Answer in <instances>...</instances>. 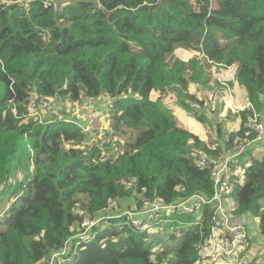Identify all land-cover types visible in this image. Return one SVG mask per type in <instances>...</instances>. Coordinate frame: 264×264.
I'll return each instance as SVG.
<instances>
[{
    "label": "trees",
    "instance_id": "obj_1",
    "mask_svg": "<svg viewBox=\"0 0 264 264\" xmlns=\"http://www.w3.org/2000/svg\"><path fill=\"white\" fill-rule=\"evenodd\" d=\"M44 2L25 7L0 0V200L9 194L0 205V264H39L69 239L63 264H199L201 232L210 234L214 212L209 204L198 223L196 213L180 209L148 212L138 216L144 229L115 208L132 195L165 204L193 193L210 198L215 185L199 153L219 157L255 139L246 123L254 112L264 122V0ZM179 46L201 52L207 62L237 67L252 106L239 112L237 130L223 133L218 123L217 142L206 143L162 98L151 97L152 91H187L190 101L179 98L180 106L206 125L215 122L195 110L192 102H204L188 91L208 81L204 67L197 58L173 59ZM34 95L78 102L110 96L111 134L133 132L102 160L104 148L83 147L90 135L76 122L26 118ZM256 146L231 162L233 171L244 170L233 176V214L257 218L264 235V155L255 157ZM28 160L32 175L9 184ZM18 185L22 190L14 194ZM80 210L109 216L77 236L83 232L76 227L84 222Z\"/></svg>",
    "mask_w": 264,
    "mask_h": 264
},
{
    "label": "rangeland",
    "instance_id": "obj_2",
    "mask_svg": "<svg viewBox=\"0 0 264 264\" xmlns=\"http://www.w3.org/2000/svg\"><path fill=\"white\" fill-rule=\"evenodd\" d=\"M180 59L184 61H188L192 58H197L200 62V64L204 67L205 75L209 78L206 83H199V84H190V89L188 90L191 94H194L197 96L198 100H202L204 102V105L201 106L196 101L192 102V105H194L195 110H200V108L203 109L204 113L211 115L213 118L215 117V122L211 125H206L202 122L196 121L193 114L188 111L187 109H184L180 104L178 103L179 98H185L190 101V98L187 96V91H184L181 94H177L176 91L170 90L166 93H161L159 91H153L151 93V97L153 98H162L163 102L167 105L168 108H171L176 116H178V120L180 121L182 126L186 129L196 133V130L199 131V128L202 130L200 133L202 134L203 140H205L206 143L210 144L211 141H218L219 139V133L217 131L218 123L221 124L223 133L226 132V134L233 128H236L239 126L238 124L242 121V117L240 115V111L247 108V106L243 108H238L239 104L243 105L242 100H245V94L243 93V89L239 86L238 81L236 80V67L233 65L226 66L223 63H216L213 61H206L204 59L203 54L201 52L196 51L192 48H185L182 46H179L174 51V58L173 59ZM190 74V73H189ZM52 98L49 97L48 101L44 100V103H48V105L43 109L39 107H33L31 106L34 102H36L38 105L40 104L41 100L38 101V97L34 96L30 99V104L27 106L29 110V114L26 115V118H44L47 120H50L52 117L50 116H59L68 118H79L80 111H77L78 103L79 107H82L83 109L87 110L84 112L85 117H83V120L86 121L85 125L87 126L90 122L94 123V129L92 130L93 135L99 139L101 137L106 138V142H103V148L105 153L112 154L113 148H115L118 144H125L126 140H128L129 136L133 132L132 128L126 129V134L124 136H114L112 134L113 140H110L108 137V132L111 130L112 132V126L110 121V113H109V105H110V98L107 95H103V98L105 101L100 103V107L102 108L105 104V110L103 112H100V110H96L94 106L92 105L94 102L93 100L95 98H89L87 101H80L76 102L75 100L69 98L71 101H75V106H67L66 111H63L58 114V111L54 109V106L52 104ZM98 98V97H97ZM92 103V104H91ZM245 103V102H244ZM70 104V103H68ZM91 104V106H90ZM31 106V107H30ZM99 107V106H98ZM77 111V112H76ZM186 116L187 118H184ZM195 118V119H194ZM186 119V120H185ZM195 123L198 124V127L195 126ZM199 133V134H200ZM197 134V133H196ZM198 134V135H199ZM200 136V135H199ZM119 151L121 146H117ZM262 148V147H261ZM258 147H255V157L261 158L264 155V151L258 150ZM224 155V154H223ZM222 155V156H223ZM34 166L31 164V162L25 161L20 168H18L16 171H14V175L11 177L9 184H15L19 180H24L32 175V170ZM4 185L1 186L3 188ZM9 187V185L6 187V189ZM22 186L18 185L15 189L14 194H17L21 192ZM6 195V192H3L1 194V200L0 205H5L7 203V199L9 198V194ZM139 200V197L137 198L136 195H132L130 197H127L123 200L122 204L116 208V210H120L121 212H127V211H137V201ZM79 214H83L84 218L87 216L89 219H92V215L85 213L84 211H78ZM136 214V213H135ZM133 214L132 218H138L145 217L149 213H141V214ZM174 217V216H172ZM170 217V218H172ZM235 221L244 222L242 220L243 218L241 216L234 217ZM143 220V219H141ZM246 220L248 222V225L251 228L252 235L259 236V231L256 229V218L254 216H246ZM163 222V221H162ZM179 225V224H178ZM179 225L178 227H180ZM78 230H84L82 228V224H79L76 226ZM159 228L155 227V224H150V230L152 232L157 231ZM162 229V227H160ZM174 227L170 229L169 232H172ZM178 234V233H177ZM165 232H162L160 236H164ZM263 236V235H262ZM174 242V244H176ZM158 250H161L163 246L156 245ZM252 250L254 252V258L259 261H264V245H259L256 242L252 243ZM198 263L200 264H222L218 261H215L213 259H206L204 257H199ZM161 264V263H160Z\"/></svg>",
    "mask_w": 264,
    "mask_h": 264
},
{
    "label": "built area",
    "instance_id": "obj_3",
    "mask_svg": "<svg viewBox=\"0 0 264 264\" xmlns=\"http://www.w3.org/2000/svg\"><path fill=\"white\" fill-rule=\"evenodd\" d=\"M3 2H18L25 7H29L32 0H2ZM52 0H45L44 5L47 7L50 5ZM236 67V65L233 64ZM237 68V67H236ZM37 96V95H34ZM38 97V101L41 100L38 105L34 102L31 106L45 108L48 103H44V100L48 101V97ZM56 97V96H54ZM30 102L28 103V105ZM30 106V107H31ZM252 105L249 103L247 108ZM37 119V118H36ZM38 119L43 120L44 118L39 117ZM83 131L89 133L90 138L87 139V143L83 147L98 146L103 148V142H106L105 137L97 139L92 130L94 129V123L90 122L87 126L78 124ZM246 126L249 129H255L257 136L254 140H242L233 147V152L223 156H212L208 152L201 151L198 155L199 163L202 167L208 168L212 180L215 185V192L212 197L206 198L200 194L193 193L188 198L180 201L177 204H165L160 200L152 201L146 196H139V203H137V211H127L126 215L132 219L135 226L144 229L147 224L141 219L132 218V215L137 213H148L158 210H168L171 212V208L180 209L184 214L196 213V222L202 221L200 217L203 216V205L209 204L211 209L214 210L212 220L210 221V234L204 235L201 232V240L199 244L200 257L206 259H213L222 264H264V261L255 259L254 252L252 250V243L254 236L251 233V229L247 222L235 221V215L233 214V190H234V174L243 175V169L232 170V160L246 151L247 149L253 148V144L256 143L259 149L264 146V122L259 119L256 112L250 114L247 119ZM108 137L113 140L111 131L108 132ZM78 147V146H76ZM109 157L108 153L102 151V160H107ZM141 198V199H140ZM142 205V207H141ZM3 215L0 209V216ZM104 217H92L89 219L87 216L84 218L82 223L83 232L77 234V236H84L88 233L89 229L97 222H100ZM202 223V222H201ZM201 225V224H200ZM257 243V242H256ZM258 244V243H257ZM72 245V239H69L66 246L60 251L52 254L48 259L43 260L39 264H63V257L67 255ZM161 264H167L162 262ZM200 264V263H199Z\"/></svg>",
    "mask_w": 264,
    "mask_h": 264
},
{
    "label": "crops",
    "instance_id": "obj_4",
    "mask_svg": "<svg viewBox=\"0 0 264 264\" xmlns=\"http://www.w3.org/2000/svg\"><path fill=\"white\" fill-rule=\"evenodd\" d=\"M61 1H63L62 3L64 4V1L65 0H61ZM62 5V4H61ZM60 6V4L58 3V7ZM236 80H237V77H236ZM238 81V80H237ZM239 83V82H238ZM239 86L243 89V93L245 94V100H242V103H243V105H240L239 104V106H238V108L237 109H239V108H243V107H245V106H247L250 102H248V99H247V93H246V90L239 84ZM153 92V91H152ZM168 92V91H167ZM166 93V92H165ZM103 98V95H101V96H99L98 98L96 97L94 100H93V106H94V108H96V110H100V112H103V110H105V104H104V106L101 108L100 107V103L101 102H104L105 100L104 99H102ZM109 98H110V96H109ZM153 98V97H152ZM89 98H84L83 100L84 101H87ZM111 99V98H110ZM111 101V100H110ZM109 101V102H110ZM74 102L75 101H71L69 98H67V97H58V96H56V97H54V98H52V104H53V106H54V109L55 110H57L58 111V114L57 115H60V113L61 112H63V111H66V108H67V106H70V105H72V106H75V104H74ZM76 102H78V101H76ZM245 102V103H244ZM68 103H70V104H68ZM91 104H90V106H91ZM78 108H77V111L78 110H81L80 111V116H81V119H79V118H77V117H75L74 119L73 118H70L69 116H68V120H72V121H74V122H76L77 124H83V125H85V123H86V121H84L83 120V117H85V115H84V112H86L87 110H85V109H83L82 107H79V103H78ZM99 106V107H98ZM76 107V106H75ZM76 111V112H77ZM56 115V114H55ZM55 115L54 116H50V117H55ZM177 115V114H176ZM178 117V116H177ZM179 118V117H178ZM184 118H187L186 116H184ZM195 119V118H194ZM186 120V119H185ZM196 121H198L197 119H195ZM199 122V121H198ZM242 122V121H241ZM241 122L238 124L239 126H240V124H241ZM183 125V124H182ZM195 126L196 127H198V124H196L195 123ZM239 126H237L236 128H233V129H235V130H237L238 128H239ZM233 129H231V130H233ZM230 130V131H231ZM199 131L201 132L202 130L199 128ZM198 130H196V133H197V135L200 133ZM195 133V134H196ZM88 135H89V133H88ZM200 135V137L203 139V137H202V134L200 133L199 134ZM198 135V136H199ZM205 141V140H204ZM263 149V151H264V146L262 147V148H260V149H258V150H262ZM118 208V207H117ZM116 209V208H115ZM137 214V213H136ZM135 214V215H136ZM104 216H109V214L108 213H106V210H103L100 214H98V216H96V218H98V217H104ZM243 219L242 220H244V222H245V220H246V216H244V217H242ZM255 222H257V220L255 221ZM256 229L258 230V226H257V223H256ZM254 237H255V242H257L259 245H264V235L262 236V234H260L259 233V236H257V235H253Z\"/></svg>",
    "mask_w": 264,
    "mask_h": 264
},
{
    "label": "clouds",
    "instance_id": "obj_5",
    "mask_svg": "<svg viewBox=\"0 0 264 264\" xmlns=\"http://www.w3.org/2000/svg\"><path fill=\"white\" fill-rule=\"evenodd\" d=\"M236 75V74H235ZM256 220H257V218H256ZM245 222H247V220H245ZM248 223V222H247Z\"/></svg>",
    "mask_w": 264,
    "mask_h": 264
}]
</instances>
